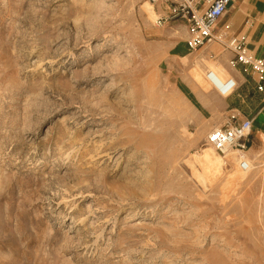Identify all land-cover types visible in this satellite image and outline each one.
Here are the masks:
<instances>
[{
    "label": "rangeland",
    "instance_id": "rangeland-1",
    "mask_svg": "<svg viewBox=\"0 0 264 264\" xmlns=\"http://www.w3.org/2000/svg\"><path fill=\"white\" fill-rule=\"evenodd\" d=\"M168 3L0 0V264H264V135L208 143L226 50Z\"/></svg>",
    "mask_w": 264,
    "mask_h": 264
},
{
    "label": "built area",
    "instance_id": "built-area-1",
    "mask_svg": "<svg viewBox=\"0 0 264 264\" xmlns=\"http://www.w3.org/2000/svg\"><path fill=\"white\" fill-rule=\"evenodd\" d=\"M156 1L153 0V2ZM163 1H170V3L167 4V13L161 16L159 20L185 19L188 23L186 43L190 51H196L213 40L222 43L233 54L230 65L232 67L243 65L245 70L256 76L257 89L264 93V57H256L248 49L245 41L237 36H231L225 40L222 33L215 34L217 21L227 12L230 0H212L208 7L202 9L200 5L203 4V0ZM206 79L211 87L223 97L233 95L239 88L238 81L234 77L229 76L221 80L211 70L207 72ZM252 126V119L246 118L238 121L234 116V120L213 128L207 139L224 156L229 149L245 152L249 149L248 138ZM239 163L244 170H249L251 167L248 159L241 158Z\"/></svg>",
    "mask_w": 264,
    "mask_h": 264
},
{
    "label": "crops",
    "instance_id": "crops-1",
    "mask_svg": "<svg viewBox=\"0 0 264 264\" xmlns=\"http://www.w3.org/2000/svg\"><path fill=\"white\" fill-rule=\"evenodd\" d=\"M211 1L203 0L200 8L208 7ZM165 8L167 9V7ZM218 33H222L225 40H228L231 36L243 39L248 49L256 57H264V0H230L227 12L217 21L215 34ZM185 35L184 40L186 41L188 26ZM184 40L175 45L176 52L180 54L189 52L187 43ZM211 42L201 47L203 50L202 54L205 57L209 56L212 58L215 50H218L216 44L223 46L226 53L223 54L222 59L225 62L227 60V62L224 65L217 61L215 64L216 68L213 67V69L218 70L223 77H225V73L229 74L239 84L237 91L233 95L226 97L231 107V113L238 117V121L246 118L252 119V128L255 129V136L264 135V93L257 89L256 76L245 70L243 65L232 67L230 65V60L233 56L232 52L216 40ZM220 65L225 71L220 70Z\"/></svg>",
    "mask_w": 264,
    "mask_h": 264
},
{
    "label": "bare ground",
    "instance_id": "bare-ground-1",
    "mask_svg": "<svg viewBox=\"0 0 264 264\" xmlns=\"http://www.w3.org/2000/svg\"><path fill=\"white\" fill-rule=\"evenodd\" d=\"M153 1V0H152ZM212 43V42H211ZM209 71V70H208ZM207 71V72H208ZM211 71L219 78V79H221V80H224V79H226L225 77H223V76H221L220 75V73L217 71V70H215V69H211ZM206 75H207V73H206ZM195 80L199 83V84H204V81H203V77H202V75H201V73L200 72H196L195 73ZM207 80V79H206ZM208 82V81H207ZM209 83V82H208ZM210 84V83H209ZM223 97V96H222ZM208 137V136H207ZM208 140V139H207ZM209 143V142H208ZM209 144H211V143H209ZM212 145V144H211ZM213 146V145H212ZM214 147V146H213ZM215 148V147H214ZM230 150H232V149H229L227 152H226V154L228 155L229 154V152H230ZM204 151L206 152V157H207V161L208 162H214V164L216 163V162H218V160H217V158H215L214 156V151H213V148L212 147H208L207 149H204ZM237 151V150H236ZM238 152H240V154H242V157L244 158V157H246V154H247V152L248 151H245V152H242V151H238ZM223 159L225 158V157H222ZM245 159H247V158H245ZM249 162H250V166H251V161L250 160H248ZM239 166H240V163H239ZM240 168H241V166H240ZM242 169V168H241ZM242 170H244V169H242ZM244 171H247V170H244Z\"/></svg>",
    "mask_w": 264,
    "mask_h": 264
}]
</instances>
